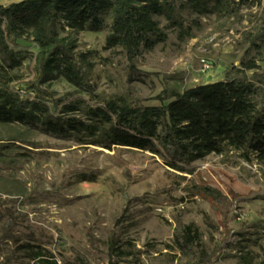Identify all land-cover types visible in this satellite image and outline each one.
<instances>
[{
  "label": "rangeland",
  "instance_id": "rangeland-1",
  "mask_svg": "<svg viewBox=\"0 0 264 264\" xmlns=\"http://www.w3.org/2000/svg\"><path fill=\"white\" fill-rule=\"evenodd\" d=\"M225 1L223 11H214L213 1L204 15L185 11L187 35L160 18L167 40L141 52L134 60L139 75L131 79L120 51L104 49L105 29L79 33L76 51L90 54L94 94L159 105L163 91L224 80L242 60L256 59L264 72V49L258 54L252 46L264 30V0ZM11 47L26 57L13 71L20 76L16 91L33 98L26 84L33 80L29 65L38 48L29 38ZM41 89L65 101L95 103L63 78ZM20 131L0 126V264H35L29 252L37 246L72 264H185L167 247L179 224L198 232L204 264H243L245 254L252 264H264V165L254 159L210 154L178 172L148 152L105 150L36 132H24L35 147L11 141ZM9 219L12 239L1 237ZM112 241L128 255L110 263Z\"/></svg>",
  "mask_w": 264,
  "mask_h": 264
},
{
  "label": "trees",
  "instance_id": "trees-1",
  "mask_svg": "<svg viewBox=\"0 0 264 264\" xmlns=\"http://www.w3.org/2000/svg\"><path fill=\"white\" fill-rule=\"evenodd\" d=\"M209 1H213L214 11L227 6L225 0H20L0 5V126L22 128L10 140L30 147L36 144L24 132L105 150L148 152L178 172L187 171L190 164L210 154L229 152L264 165V72L258 71L256 59L228 68L224 80L183 92L165 90L156 98L159 105H144L121 95H95L90 54L76 51L79 33L105 29L104 49L120 51L131 79L139 75L134 60L141 52L167 40L160 18L166 27L187 35L183 13L204 15ZM22 38L31 39L38 48L29 65L33 80L26 84L35 92L33 98H22L15 86L20 76L13 71L26 57L11 44ZM252 46L261 54L264 30L254 37ZM59 78L95 103L82 98L65 101L41 89ZM204 190L218 202L225 201L216 192ZM10 219L2 231L1 237L6 239H12ZM172 244L167 247L177 250L185 264H204L202 254L198 255L199 234L193 226H176ZM109 250L110 263L128 255L115 241ZM29 257L35 264H72L56 260L40 246L31 250ZM241 259L243 264H252L247 254Z\"/></svg>",
  "mask_w": 264,
  "mask_h": 264
}]
</instances>
